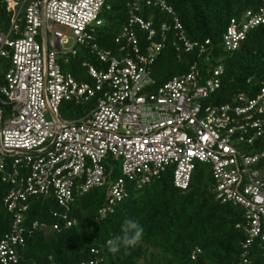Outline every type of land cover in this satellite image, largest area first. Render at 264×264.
I'll list each match as a JSON object with an SVG mask.
<instances>
[{
  "label": "built area",
  "instance_id": "built-area-1",
  "mask_svg": "<svg viewBox=\"0 0 264 264\" xmlns=\"http://www.w3.org/2000/svg\"><path fill=\"white\" fill-rule=\"evenodd\" d=\"M6 4L11 19L9 26L0 18V59L11 65L0 87V213H9L12 223L0 239V264H20L27 237L37 229L75 225V194L106 188L99 211L104 219L128 186L143 189L168 170L175 186L187 189L197 163L210 166L217 200L244 212L245 223L237 225L246 233L243 263H249L255 244L264 250V87L253 98L240 94L229 103L209 102L222 85L224 67L211 63L215 50L210 39L186 36L166 0L129 2L128 20L113 49L98 43L108 0ZM144 7L161 9L171 23H161L158 31L152 19L143 17ZM261 25L264 0L231 19L220 46L225 52L238 50ZM169 42L179 55L204 57L208 76L196 61L186 73L156 84L153 66ZM79 49H88L97 65L83 62L78 79L67 66ZM91 99L97 102L84 116L69 120L61 115L64 101ZM2 106L8 107L4 120ZM120 163L121 175L114 178ZM37 196L55 201L59 210L50 212L55 223H26L30 199ZM199 254L197 247L192 258Z\"/></svg>",
  "mask_w": 264,
  "mask_h": 264
},
{
  "label": "trees",
  "instance_id": "trees-1",
  "mask_svg": "<svg viewBox=\"0 0 264 264\" xmlns=\"http://www.w3.org/2000/svg\"><path fill=\"white\" fill-rule=\"evenodd\" d=\"M132 0H108L109 10L103 11L106 26L101 30L98 43L113 49L115 40L126 24L128 3ZM180 19L186 36L192 41L210 39L214 47L211 63L222 64L221 87L212 94L209 102L225 104L235 96H257L264 87V25L254 28L240 48L225 52L221 45L222 35L232 18H240L248 10L262 5V0H166ZM6 0H0V18L10 26ZM143 17L152 19L156 29L163 22L171 23L170 16L159 8L144 7ZM20 20V21H19ZM23 27V20L17 21ZM159 31V29H158ZM168 33L169 41L174 39ZM158 41V38H156ZM87 56L97 65V59L88 49ZM81 55L71 57L68 69L80 78ZM199 62L202 73L208 76L209 67L198 53L175 51L169 42L163 48L155 65L153 76L160 85L175 75L186 73L189 65ZM9 60L0 59V87L5 84V74L10 68ZM212 65V64H210ZM70 111L64 115L76 120L90 110L89 107L69 104ZM3 120L8 107L2 106ZM119 176L115 169L113 177ZM214 181L210 166L197 163L187 189L174 184V175L168 170L162 176L140 190L128 186L127 195L104 219L99 211L106 202V188H96L85 194H75L71 216L76 220L72 227L62 226L60 231L37 229L27 237L21 251L20 264H244L242 243L246 233L237 225H243L241 208L222 204L214 193ZM26 223L35 220L52 224L56 219L51 210H59L55 201L40 196L30 199ZM138 220L143 227L140 242L118 253L108 251L107 241L121 235L125 220ZM12 216L0 213V239L10 230ZM202 254L192 258L195 248ZM98 250V254L91 252ZM248 264H264V250L258 245L251 247Z\"/></svg>",
  "mask_w": 264,
  "mask_h": 264
},
{
  "label": "clouds",
  "instance_id": "clouds-1",
  "mask_svg": "<svg viewBox=\"0 0 264 264\" xmlns=\"http://www.w3.org/2000/svg\"><path fill=\"white\" fill-rule=\"evenodd\" d=\"M122 234L113 237L107 241L108 251L118 253L123 247L128 250L135 247L143 236V227L138 220L127 219L122 225Z\"/></svg>",
  "mask_w": 264,
  "mask_h": 264
},
{
  "label": "rangeland",
  "instance_id": "rangeland-1",
  "mask_svg": "<svg viewBox=\"0 0 264 264\" xmlns=\"http://www.w3.org/2000/svg\"><path fill=\"white\" fill-rule=\"evenodd\" d=\"M39 40L41 41V39H39ZM72 45H73V41L70 42L69 46H72ZM79 53H80L81 57H84V60L81 61V62L79 63V65H78L79 68H80V71H81V69H83V68H82V63H83V62H86V63H88V64L96 65V64L93 63V61L87 56V54H86L85 51L83 52V50H80V49H79ZM80 74H84V69H83V71L80 72ZM86 80L89 81L88 79H86ZM96 102H97V99H91L89 102H86V103H83V104H77V105L87 106V107H89V108L91 109L92 107L95 106ZM70 103H73V102H71V101H64V102L60 105V112H61V115H62L64 118H66V116H65L64 114L70 111V109H69V104H70ZM75 104H76V103H75ZM48 117H49V116H48ZM66 119H68V118H66ZM117 170H118L119 175H121V171H122V170H121V163L118 164Z\"/></svg>",
  "mask_w": 264,
  "mask_h": 264
},
{
  "label": "water",
  "instance_id": "water-1",
  "mask_svg": "<svg viewBox=\"0 0 264 264\" xmlns=\"http://www.w3.org/2000/svg\"><path fill=\"white\" fill-rule=\"evenodd\" d=\"M0 127H1V121H0Z\"/></svg>",
  "mask_w": 264,
  "mask_h": 264
}]
</instances>
